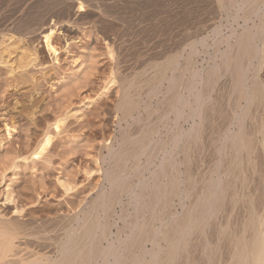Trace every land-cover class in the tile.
<instances>
[{
	"label": "bare ground",
	"instance_id": "1",
	"mask_svg": "<svg viewBox=\"0 0 264 264\" xmlns=\"http://www.w3.org/2000/svg\"><path fill=\"white\" fill-rule=\"evenodd\" d=\"M79 26L117 48L119 135L61 232L0 214V264H264V0H0V66Z\"/></svg>",
	"mask_w": 264,
	"mask_h": 264
},
{
	"label": "rangeland",
	"instance_id": "2",
	"mask_svg": "<svg viewBox=\"0 0 264 264\" xmlns=\"http://www.w3.org/2000/svg\"><path fill=\"white\" fill-rule=\"evenodd\" d=\"M73 37L64 45L55 34L57 60L37 36L32 47L21 50L37 52L36 61L31 56L24 71L10 73L9 64L0 66V214L22 223L50 220L55 227L49 225L47 231L53 233L61 232L65 218L98 191L103 181L102 154H106L103 145L119 135L122 118L116 109L121 91L113 80L117 48L91 26L76 27ZM135 42H127L133 45L127 47L130 52L121 51L122 61H130L124 55L128 53L133 63L141 47ZM131 61L119 67L132 66ZM145 68L150 71L149 65ZM16 72H22L24 83L13 82ZM58 119L56 131L53 125ZM6 126L11 128L9 139ZM46 133L52 137L50 146L33 160L31 153ZM26 229L33 235L45 231Z\"/></svg>",
	"mask_w": 264,
	"mask_h": 264
}]
</instances>
